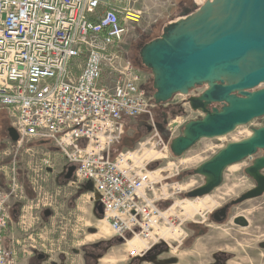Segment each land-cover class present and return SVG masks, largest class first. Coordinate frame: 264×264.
I'll use <instances>...</instances> for the list:
<instances>
[{
  "label": "built area",
  "instance_id": "built-area-1",
  "mask_svg": "<svg viewBox=\"0 0 264 264\" xmlns=\"http://www.w3.org/2000/svg\"><path fill=\"white\" fill-rule=\"evenodd\" d=\"M142 1L0 0V112L18 134L17 142L10 139L14 150L25 143L40 144L28 148L34 196L29 197L16 165L7 190H0V264H20V255H43L46 264L55 262L54 250L35 232L40 220L63 214L61 188L53 191L48 181L71 166L73 178L64 184L83 191L94 211L102 206L94 232H100L99 224L105 221L113 239H122L128 247V260L144 259L159 247L173 249L172 244L185 239L176 206L172 211L160 207L168 195L158 188L159 171L151 169L159 158L149 153L168 158L170 150L155 126L135 149L111 160L125 121L150 116L156 106L145 87L143 68L132 65L121 48L130 26L140 19ZM195 1L204 5L212 0ZM168 125L175 132L181 122L177 118ZM89 184L92 189L87 191ZM12 201L18 224L29 234L22 253L4 246ZM83 214L66 215L68 222L76 223L75 239L85 227L89 230ZM208 214L201 217L204 225ZM62 254L68 255L64 250Z\"/></svg>",
  "mask_w": 264,
  "mask_h": 264
},
{
  "label": "rangeland",
  "instance_id": "rangeland-1",
  "mask_svg": "<svg viewBox=\"0 0 264 264\" xmlns=\"http://www.w3.org/2000/svg\"><path fill=\"white\" fill-rule=\"evenodd\" d=\"M203 6L197 5L195 0H143L138 6L141 10L140 19L137 23L130 26L121 48L124 56L132 65L138 66L139 68L142 66L145 72V87L148 91L149 98L152 100V104L156 106L152 109V115L141 116L125 122L124 134L120 142L111 149V160H114L118 153L127 148L135 149L139 142L149 136L151 133L149 130L150 127L155 126L166 142L169 143L170 150L168 158H159L151 167L152 170L159 171L158 174L162 178L158 188L166 189L168 195L167 200L160 202V207L163 210H167L172 206H176L175 212L183 216L181 218L183 221V230L191 236L190 226L201 227L202 225L194 223L202 220L201 217L205 213H210L214 209L223 207L226 204L228 206H235L232 209L231 217L244 215L252 223L249 236L242 235L243 230L238 228L241 231L239 238L242 239L243 237L246 240V242L243 241L245 246L252 245V247L257 248V243L264 240V193L255 198L244 197L258 187L256 178L258 176H264V167L258 164V161L264 157V149H259L252 156L225 167L221 174V183L211 191L204 195H198L197 191L204 187L209 179L200 170L206 164L215 161L232 144L239 143L249 138L256 130L264 128V115L255 118L228 134L213 138H201L188 149L176 153L175 150L173 151V141L184 136L188 125L206 119L212 112L216 113L229 110L232 107V103L238 99L245 98V94L237 90L229 96L219 95L217 99L207 97L208 99L205 102L210 103L213 101L206 107L208 112L194 110L192 105L196 103L195 99L199 96H203L210 89L212 91L211 83L209 82L197 85L185 95L177 91L172 93L171 97L167 100H158L160 91L156 88L154 70L145 62L144 52L148 45L153 44L157 40L167 42V40L174 38L176 36V30L182 23L181 21L187 22L190 18L189 16L198 13L199 9ZM214 85L226 86L229 85V82L227 79H222V81H216ZM262 90H264V84L244 90V93L254 94ZM214 91L218 92L217 87ZM177 118L181 122V125L176 128L177 130L175 132H171L168 124ZM9 125L10 122L6 113L1 111L0 190H7L8 178L12 176V168L16 165L20 181L26 187L29 197H33L34 193L30 190L29 183L32 174L29 172L31 170L28 165V160L32 157L30 156V152H28V148H36L40 144L25 143L19 151L14 150L7 133L8 128H10ZM44 149L46 150L47 147L45 146ZM62 173L59 169L54 177L49 178L48 184L53 191L57 189V186L61 188L62 195L59 201L64 206L63 214L58 213L56 216L40 220L35 232L38 233V237H42L41 239L45 241L48 249L54 250L52 259L55 263L131 264L132 260H128L126 257L128 247L123 244H118V241L113 243L114 239L107 224H105L108 230L107 234H102L101 232L95 233L93 231L98 225V217L94 209L91 204L87 203L86 197H83V191H74L67 187L64 181L59 182V177ZM180 189L181 191H179ZM199 199L204 200L203 203L212 209H203L204 211L202 210V212L196 213L193 221V218H188L184 213L190 211V202H194L193 204L198 206ZM14 204L13 201L9 204L12 220L4 234V241L8 248L14 247L18 253H22V242L29 234L18 224L17 217L19 212L15 214L16 207L13 208ZM68 211L76 217H79V215L84 216L83 211L86 212L84 223L87 222L86 224H88L89 230H86L87 228L85 227V233L77 235V239L73 237L74 230H77L75 229L76 223H70L66 218ZM79 228L82 229L81 226ZM98 244L104 246L101 252L102 254L98 257L97 261L93 262L90 260L87 262L85 250ZM172 247L173 253L169 257L176 256L174 251L177 248L174 244H172ZM256 248L250 249L249 253L256 254L255 258L259 261L258 264H264V250L259 251ZM61 250L66 251L68 255H59ZM158 251L165 250L161 248ZM241 254L243 256L245 255L244 252H241ZM111 259H115L116 262L105 263V260L110 261ZM43 263V261H38L36 258L29 259L28 255H20V264ZM232 264L236 263L234 262Z\"/></svg>",
  "mask_w": 264,
  "mask_h": 264
},
{
  "label": "water",
  "instance_id": "water-1",
  "mask_svg": "<svg viewBox=\"0 0 264 264\" xmlns=\"http://www.w3.org/2000/svg\"><path fill=\"white\" fill-rule=\"evenodd\" d=\"M218 1L215 0V2ZM246 19L250 21L247 24L250 27L249 29L229 30L206 46L196 44L190 37H179L178 35L171 40H167V42L157 40L148 45L145 48L144 56L146 64L154 70L156 88L160 91L159 99L157 97L156 99L167 100L172 93L181 92L180 90L193 79H206L215 67L224 66L228 72L237 73L239 71L238 67L234 65L236 61L243 58L250 51L264 52V0H243L238 24H242ZM187 22H189V19ZM187 22L182 21L180 26L187 25ZM204 82L211 83L212 91L210 89L203 96L195 99L196 103L192 105L194 110L208 112L206 107L213 101L210 103L205 102L208 99L207 97L217 99L219 95L229 96L237 90H243L241 93L245 94V98L232 103V107L227 111L212 112L206 119L188 125L184 136L173 141V151L175 150L176 153L188 149L201 138H213L228 134L236 125L247 124L264 115V90L254 94L244 93V90L255 88L264 82V66L247 75L239 84L216 86L214 85L216 81H197L187 88V93L190 89ZM215 86L218 92L214 91ZM192 126H194V137L187 134L188 131H191ZM7 133L13 142L19 140L18 134L13 128H8ZM255 133H257L255 139L247 143L232 144L215 161L206 164L203 167L204 171L200 170L208 178L209 174L212 175L213 180L210 182V179H208L207 184L197 191L198 195H204L221 183V174L225 167L252 156L259 149H264V128L256 130ZM258 164L264 167V157L258 161ZM74 172V166L68 168L64 176L65 182L73 178ZM256 179L258 187L244 198H255L264 193V176H258ZM85 189L90 191L92 186L89 184ZM95 214L98 218L103 215L101 205L96 206ZM50 215V211L45 212L46 217ZM239 220L243 219L240 218ZM117 241L118 244L123 243L122 239ZM43 259V255H38V260L42 261ZM145 259L147 257L140 260ZM173 262L176 261H169V263Z\"/></svg>",
  "mask_w": 264,
  "mask_h": 264
},
{
  "label": "bare ground",
  "instance_id": "bare-ground-1",
  "mask_svg": "<svg viewBox=\"0 0 264 264\" xmlns=\"http://www.w3.org/2000/svg\"><path fill=\"white\" fill-rule=\"evenodd\" d=\"M242 5L243 0H219L218 2H215V0L209 1L199 9L198 13H194L190 16L187 25L183 24L176 30V35H178L179 37H190L196 44L206 46L214 42L216 39H218L220 35L226 33L229 30H242L245 28L249 29L250 27H248L247 24L248 22L250 23V21L248 19H246L242 24H238ZM234 65L238 67L239 71L237 73L228 72L226 67L224 66L215 67L211 70L210 74L206 77V79H193L192 81H190L185 87L182 88V90H180L182 95H185L188 90L187 88L189 86H192L197 81L215 82L218 80L221 81L222 79H227L230 85L241 83V81H243V79L247 75L261 69L264 66V52L250 51L243 58L236 61ZM263 84L264 82L260 85ZM243 125L245 124L236 125L232 131L236 130L238 127ZM187 134L190 137H194V126H192L191 131H188ZM256 137L257 133L253 132L249 138L242 140L239 143L250 142ZM149 154L150 156H158V158H160L159 154L152 152ZM201 171H204V168H202ZM209 179L210 182L213 180V176L210 174ZM203 201L204 200L199 199L198 206L193 204L194 202H190L189 205L191 206V209L189 212H185L184 214L188 218H193L196 213H199L200 211L202 212L203 209H212L206 206ZM213 205H215V203H213ZM173 209L174 207H172L170 210L172 211ZM182 209H184V207H182ZM105 224V221L100 222L99 227H101H98L102 234L108 233ZM100 232L98 231L97 233ZM108 262L115 263L116 261L115 259H111L110 261L105 260V263Z\"/></svg>",
  "mask_w": 264,
  "mask_h": 264
},
{
  "label": "flooded vegetation",
  "instance_id": "flooded-vegetation-1",
  "mask_svg": "<svg viewBox=\"0 0 264 264\" xmlns=\"http://www.w3.org/2000/svg\"><path fill=\"white\" fill-rule=\"evenodd\" d=\"M151 131V129H149ZM66 175V173H62V175H60V181H64V176ZM257 183V182H256ZM258 185V184H257ZM235 206H231V205H224L223 207L221 206L220 208H216L213 211H211L208 214V224L204 225V223H202V220L198 221L197 223L194 224H200L202 225V227L204 228V230L208 231L210 229H212L215 226V220H219L225 223H228L233 231L237 234V236H233L231 238H229L226 241V248L227 250L224 252H219L216 253L212 259L211 262H209V264H232L235 262V260L237 258H244V259H248L251 262L254 261L256 263H258L259 261L255 258L256 254H252L249 253L250 249L252 248H256V247H252V245L249 246H245V244H243V241L246 242L245 239L239 238L241 231L238 230V228L242 229L243 233L242 235L245 236H249L250 232H251V227H252V223L250 220H248L244 215H237L234 217H231V213H232V209ZM240 218H242L243 220H239ZM238 221V222H237ZM194 227V225L190 226V231L192 230L191 228ZM195 231L194 235L189 236L188 234L186 235L185 239L182 241L181 244L176 246V250L174 251L176 256L175 257H171V259L175 260L176 262L174 264H179L180 260L179 257L181 256V254L185 251H189L191 250L192 246L194 245L195 240L200 237V235L196 234V230H193V232ZM239 234V235H238ZM241 240V241H240ZM254 246V245H253ZM256 246V244H255ZM245 247V249H244ZM163 248L165 251H162V254H172V249H168L166 247H159L155 250H159ZM104 246L102 244H98V245H94V247L89 248L87 250H85V257L87 262L92 260L93 262L97 261L98 257H100V255L102 254L101 252L103 251ZM257 250H264V240L259 241L257 243ZM154 250V251H155ZM154 251L152 253H150L147 257H149L151 254L154 253ZM241 252H244L245 255L243 256L241 254ZM153 257V255H152ZM170 258V257H169ZM239 258V259H240ZM36 259H38V256L36 257ZM40 261V260H38ZM44 263L46 262L45 257L42 260ZM43 263V264H44ZM236 263V262H235ZM253 263V262H252ZM53 264H56L55 262H53ZM131 264H135L134 262H131Z\"/></svg>",
  "mask_w": 264,
  "mask_h": 264
},
{
  "label": "crops",
  "instance_id": "crops-1",
  "mask_svg": "<svg viewBox=\"0 0 264 264\" xmlns=\"http://www.w3.org/2000/svg\"><path fill=\"white\" fill-rule=\"evenodd\" d=\"M14 207H16V204L13 205V208ZM16 208L14 211L15 214L17 213ZM191 229L192 235L195 234V231L193 232V230H196L197 235H200V237L195 240L191 250L185 251L181 254L179 257V264H209L216 253L227 250L226 241L233 236H237L228 223L219 220H215V226L208 231L204 230L202 226H195ZM4 246L7 247L5 241ZM161 252L155 250L153 254L147 257V259L143 261L139 259L140 264H174V262L169 263V261L172 262L173 260L171 257L169 258V254L160 255ZM239 258L235 260L236 264H258L254 261H252V263L248 259ZM132 262H134V260H132Z\"/></svg>",
  "mask_w": 264,
  "mask_h": 264
},
{
  "label": "trees",
  "instance_id": "trees-1",
  "mask_svg": "<svg viewBox=\"0 0 264 264\" xmlns=\"http://www.w3.org/2000/svg\"><path fill=\"white\" fill-rule=\"evenodd\" d=\"M141 68H142V66H141ZM130 149V148H129ZM115 241H117L116 239H114V241H113V243L115 242ZM116 243V242H115ZM135 261V260H134ZM135 264H140V260L138 259V260H136L135 261Z\"/></svg>",
  "mask_w": 264,
  "mask_h": 264
}]
</instances>
